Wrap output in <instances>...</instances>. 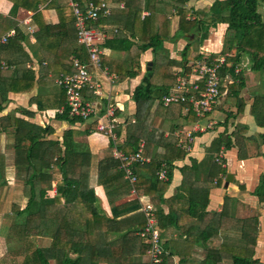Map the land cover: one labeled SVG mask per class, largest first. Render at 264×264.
<instances>
[{
    "label": "trees",
    "instance_id": "16d2710c",
    "mask_svg": "<svg viewBox=\"0 0 264 264\" xmlns=\"http://www.w3.org/2000/svg\"><path fill=\"white\" fill-rule=\"evenodd\" d=\"M7 1L12 6L8 15H0V36L13 29L15 35L6 43L0 44V132L11 131L16 178L22 182V191L28 201L24 209H20L14 203L11 205L13 222L8 231V252L0 259V264H81L87 248H90V259L93 262L127 264L126 259L129 255L126 253V245L129 241L138 239L142 244V254L147 253L149 249L139 234L146 225V217L142 214L143 220L138 227L130 228L120 218L138 210L139 202H126L120 205H116V202L133 191L140 196H149L150 203L156 209L160 229L161 219L164 217L162 204L166 202L163 194L171 180L172 160L186 155L184 150L173 149L178 151H175L177 156H170L168 153L173 150L167 147L166 152L160 156L156 153L155 146L148 141L150 132L147 121L152 106L157 100L162 101L171 89L170 85H157L154 82L156 71L164 65L171 70L174 65L179 64L183 65L185 73L189 72L183 63L189 47L183 51L181 63L170 59L163 65L159 53L164 50V41L197 35L201 44L208 39L211 28L219 23H225L228 28L225 35V50L222 54L234 51V55L227 57L226 62L236 65L241 63L244 55H248L252 61L251 69L264 73V20L258 13V7L264 0H216L212 6L200 10L188 8V0H148L150 15L145 18L141 17L142 7L137 8L134 5L136 0H105L107 7L111 4L118 6L123 2L125 8L118 12L126 17L129 14L134 16L131 25L128 23L121 25L123 31L127 30L130 36L120 34L108 37L100 45L102 49L131 52L133 55V59L125 65L118 63V66L114 67L108 62L110 72L117 74L120 79L135 77L140 73L141 55L148 50L155 54L153 69L146 72L141 84L134 90L133 99L138 110L135 123L127 127L126 140L121 144L118 142L115 144L111 140L110 146L99 153L98 172H106V175L98 180V184L104 188L108 198L111 208L109 215L100 210L96 191L90 184L91 152L85 141L77 139L79 135L87 133L70 129L65 131L62 140H50L47 138L54 133V129L51 126L42 127L29 120L34 116L33 112L17 108L6 113L11 102V94H30L37 86L38 93L32 99V103L38 105L39 111L46 109L45 98L42 95L45 85L29 65L33 63V56L38 59L40 65L46 62L50 72L55 76L60 72H69L73 68L74 58L87 62L86 49L78 39L73 8L62 0ZM73 1L83 10L88 3L100 4V0ZM43 6L56 9L59 16L58 24L45 23L41 13ZM166 6L170 8L167 9ZM21 8L34 12L33 24H36L34 37L39 48L37 51L30 50L31 53L25 47L29 44L26 27L16 19ZM172 8L177 13L178 26L175 34L170 36L171 22L167 13ZM105 16L107 15L103 10L101 20L91 21L89 26L101 28L106 22ZM197 58L206 59L208 64L215 62L214 57L205 58L203 54H198ZM229 70L225 65L221 68L220 76H225ZM170 77L173 82L176 80L175 75L172 74ZM235 80L238 83L234 81L228 86V94L233 90L237 93L244 88L241 76H235ZM60 89L62 92L59 93V98L63 94L65 103H62L64 102L62 99L57 106L66 104L67 100L64 89L61 87ZM179 107H189L190 112L192 109V106L186 103L180 104ZM251 112L264 118V95L255 98ZM17 113L24 117H18ZM56 118L68 120L70 123L81 121L70 118L67 113L56 114ZM142 141L146 143L142 154L151 157V161L148 164L138 163L133 166L137 180L132 184L126 179L112 149L117 147L126 154L135 153L140 149ZM220 142L222 144V140ZM225 146L229 147L230 144L225 143ZM3 160L5 161V157L0 155V186L4 185ZM163 165L168 171V179L165 181L159 177ZM56 170L61 173V180L56 185L57 194L52 197ZM152 184L157 185L155 191L151 189ZM256 194L264 202V181ZM47 239L50 240L49 245L46 243ZM215 252L218 251L214 250L213 255ZM218 255H215L213 262L208 264H216L220 259ZM249 258L233 255L232 260L233 264H256ZM165 261H169V256L163 249L160 264H164Z\"/></svg>",
    "mask_w": 264,
    "mask_h": 264
},
{
    "label": "crops",
    "instance_id": "0c3cea01",
    "mask_svg": "<svg viewBox=\"0 0 264 264\" xmlns=\"http://www.w3.org/2000/svg\"><path fill=\"white\" fill-rule=\"evenodd\" d=\"M62 1L72 7L70 0ZM215 1L188 0L187 7L196 10L205 9L212 6ZM134 5L137 8L142 7V18L150 15L148 0H136ZM11 6L7 0H0V15H8ZM124 8L123 2L118 6L108 5L109 10L105 12L106 22L101 28H97L104 36L100 45L108 37L120 34L130 36L127 30L123 31L121 25L123 23L131 25L134 16L121 15L118 11ZM41 13L46 24L59 23L55 8L43 6ZM258 13L264 20V3L258 7ZM33 15V11L21 8L17 12L16 19L21 24L23 19L30 18L36 31ZM167 17L171 22L169 35L173 36L178 26L176 11L172 8L168 11ZM227 28L228 25L225 23L217 24L210 29L208 39L201 44L197 35L175 41L165 40L164 50L159 53L163 65L170 59L181 63L182 53L186 47H189L183 62L189 72L185 73L183 65L176 64L171 70L164 65L156 71L154 82L157 85H170L172 92L180 76H191L199 62H206V59H198V54H203L205 58L214 57V61L220 58L226 60L227 57L234 55V51L222 54L225 50ZM26 31L29 37V44L25 45L26 49L30 53V50L37 51L39 47L36 46L34 33L31 34L27 27ZM101 50L102 66L89 68L92 83L99 85L101 95L95 94L94 89L88 87L83 91V97L115 107L117 118L115 144L117 142L121 144L126 140L128 125L134 124L136 120L138 108L133 99L134 90L141 84L146 72L153 69L155 54L152 50L146 51L139 59L140 73L132 78L120 79L117 74L110 72L108 62L114 67L118 66V63L125 65L133 59L132 53L102 48ZM29 65L45 85L42 95L45 98L46 109L39 111L38 105L32 103V99L38 93L37 86L30 94H11V102L6 113L17 108L33 112L34 116L29 120L42 127L51 126L54 129V133L47 138L50 140H62L65 131L70 129L87 133L79 135L77 139L86 142L92 155L90 184L96 191L100 210L104 214H111L104 188L98 184V180L103 178L106 172H98L97 168L99 153L110 146L111 139L97 132L95 120L70 123L68 120L56 118V114H59L58 110L66 106V104L57 106L64 97L62 94L59 98V93L62 91L57 79L61 74L73 72V68L69 72H60L55 76L50 72L46 62L40 65L34 56L33 63ZM225 65L230 70L222 77L223 92L210 114L198 115L190 103L186 104L192 106L191 112L189 107L180 108L179 105L182 103L166 106L163 100H157L152 106L147 121L150 132L148 141L155 146L157 154L163 155L167 147L186 152L184 157L172 160L171 180L163 194L166 202L162 204L164 217L161 219L160 230L163 249L169 256V261H165L164 264H208L212 263L215 255L218 254L217 257L220 259L216 264H233V255L250 257L249 259L256 264H264V202L256 194L264 181V118L251 112L255 98L264 95V73L251 69L252 61L248 55H244L239 64L233 65L225 61L222 68ZM172 74L176 76L174 82L170 77ZM235 76L243 78L244 88L237 93L233 90L228 94V86L234 81L237 82ZM17 116L24 117L20 113H17ZM217 140H220L219 143ZM225 143H229L230 146L226 147ZM145 144V141L141 142L142 150ZM12 148L11 131L0 132V155L5 157L4 185L0 186V259L8 252V231L13 222L11 205L14 203L20 209H24L28 201L22 191V182L16 178ZM115 149L116 147L112 149L113 154ZM177 150L175 151L178 152ZM175 151L168 154L177 156ZM146 158L150 163L151 157ZM220 158L224 161L223 165L217 161ZM60 180L61 173L56 170L52 197L57 194L56 185ZM156 188L157 185L152 184V191ZM149 200V196H140L131 192L125 198L118 200L116 205L138 201L141 208V204L150 202ZM140 208L120 219L125 221L126 226L136 227L143 220ZM46 243L49 245L50 240L47 239ZM126 247V253L129 255L126 259L127 264H150L147 253H141L142 244L138 239L129 241ZM214 250L218 252L213 255ZM81 264L106 263L91 261L90 248H87Z\"/></svg>",
    "mask_w": 264,
    "mask_h": 264
},
{
    "label": "built area",
    "instance_id": "2783aa9c",
    "mask_svg": "<svg viewBox=\"0 0 264 264\" xmlns=\"http://www.w3.org/2000/svg\"><path fill=\"white\" fill-rule=\"evenodd\" d=\"M76 18V28L79 42L85 47L88 62H82L79 58L73 59V72L64 73L57 79L58 85L66 93V106L58 110L59 114L67 113L70 118H77L81 121H96V130L108 136L114 143L116 142V111L113 105H103L97 100L85 99L83 91L88 87L94 89V93L101 95L98 84L92 83L89 68L91 66L100 68L102 66V50L100 41L104 37L97 28L90 27L89 22L98 21L104 10L108 12L105 0H100V4L88 3L83 10L81 6L70 0ZM193 17V16H190ZM21 24L26 26L33 34L35 29L30 18L23 19ZM15 35V30L0 36V44H4L9 38ZM225 58L208 64L199 62L193 69L191 76H180L172 92L163 97V104L166 106L180 103H190L195 112L200 116L210 114L221 96L222 77L220 71L225 64ZM140 148L135 153L126 154L116 147L114 156L120 162V168L124 171L126 179L132 184L137 180L133 171L135 164H145L149 159L143 156ZM220 164H224L222 158L217 159ZM161 180L168 179V171L163 165L159 172ZM134 192V191H133ZM135 193V192H134ZM141 212L146 217V225L139 232L140 236L148 244L147 255L150 264H160L162 261L163 248L161 241V230L158 227L156 209L150 202L142 203Z\"/></svg>",
    "mask_w": 264,
    "mask_h": 264
},
{
    "label": "rangeland",
    "instance_id": "374dc122",
    "mask_svg": "<svg viewBox=\"0 0 264 264\" xmlns=\"http://www.w3.org/2000/svg\"><path fill=\"white\" fill-rule=\"evenodd\" d=\"M1 208L3 209V207L1 206Z\"/></svg>",
    "mask_w": 264,
    "mask_h": 264
}]
</instances>
